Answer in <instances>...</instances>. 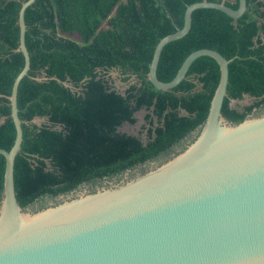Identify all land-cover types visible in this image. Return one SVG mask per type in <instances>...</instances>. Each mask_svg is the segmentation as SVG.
Segmentation results:
<instances>
[{"label":"trees","instance_id":"obj_1","mask_svg":"<svg viewBox=\"0 0 264 264\" xmlns=\"http://www.w3.org/2000/svg\"><path fill=\"white\" fill-rule=\"evenodd\" d=\"M25 1L0 0V148L7 151L15 139L9 96L24 65L18 14ZM200 1L35 0L26 8L30 67L17 92L22 142L13 172L21 208L42 210L47 200L84 185L94 192L104 181L165 162L195 140L219 81L216 61L197 58L167 91L156 89L147 75L158 41L181 28L186 7ZM208 1L238 7V0ZM202 48L234 58L221 108L226 120L240 123L264 105V0H246L238 19L216 9L194 10L188 33L163 47L157 78L169 82L184 59ZM111 70L136 82L118 91ZM244 95L254 102L241 110L230 106ZM141 110L145 141L119 130L134 125ZM36 118L45 122L37 125ZM4 168L0 154V200Z\"/></svg>","mask_w":264,"mask_h":264},{"label":"water","instance_id":"obj_2","mask_svg":"<svg viewBox=\"0 0 264 264\" xmlns=\"http://www.w3.org/2000/svg\"><path fill=\"white\" fill-rule=\"evenodd\" d=\"M34 1L26 0L19 9L18 50L24 65L9 96L15 139L8 151L0 148L5 158L0 264H264V115L249 114L237 124L222 116L228 64L234 58L197 49L169 82L156 75L163 47L188 33L194 10L216 9L238 19L246 0H238L236 9L208 0L189 4L182 27L154 48L147 78L161 91L176 87L201 56L219 66L206 120L192 143L133 178L94 192L61 195L56 203L29 212L17 202L13 172L22 142L17 92L30 67L24 13Z\"/></svg>","mask_w":264,"mask_h":264},{"label":"rangeland","instance_id":"obj_3","mask_svg":"<svg viewBox=\"0 0 264 264\" xmlns=\"http://www.w3.org/2000/svg\"><path fill=\"white\" fill-rule=\"evenodd\" d=\"M109 77L111 79L112 86L116 90L121 91V92L125 90V88L128 86L129 83L136 82V78L135 77H132L128 82H125L122 79L123 76H121L120 73L115 71V70H111L109 72ZM253 102H254L253 98L249 97L248 95H244L242 100H232L230 102V106L232 108L241 110L244 106L251 105ZM145 115H146V112L144 110L138 111L135 114V118L137 119V122L134 125L124 124L119 130L121 132H124V133H127V134L138 136L143 141H145L146 140L145 131L141 130V128L146 124V122L144 120V116ZM263 115H264V105L260 109H254L253 112L251 113V116H253V117H260V116H263ZM33 122L35 124H37V125H40V124L44 123L45 120L41 119V118H36ZM140 170H141V168L135 170L132 173L129 172L126 175L124 174L121 177V179L118 180V182L122 181V180H124L126 178H129L131 175H135V174L139 173L138 171H140ZM113 183H116V181L115 180L110 181V182H105L104 181L101 186H99V187L97 186L96 188H101V187H104V186H107V185H110V184H113ZM88 190H89V187L84 185V186H81L80 188H78L76 191H74L71 194L75 195V194H78V193H81V192H85V191H88ZM59 198L60 197H58L56 200L59 201L60 200ZM56 200H47V203H48V205H50V204L54 203V201H56ZM25 210L29 211V212H34V211L38 210V206L37 205L30 206V207L26 208Z\"/></svg>","mask_w":264,"mask_h":264}]
</instances>
